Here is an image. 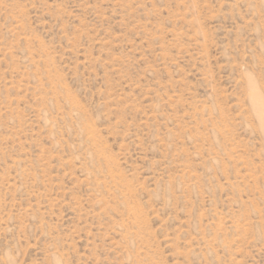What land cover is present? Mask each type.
<instances>
[{"label":"rangeland","instance_id":"rangeland-1","mask_svg":"<svg viewBox=\"0 0 264 264\" xmlns=\"http://www.w3.org/2000/svg\"><path fill=\"white\" fill-rule=\"evenodd\" d=\"M0 264H264V0H0Z\"/></svg>","mask_w":264,"mask_h":264}]
</instances>
